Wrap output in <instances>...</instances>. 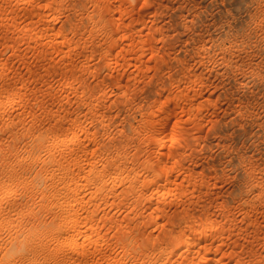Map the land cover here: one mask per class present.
I'll list each match as a JSON object with an SVG mask.
<instances>
[{
    "label": "rangeland",
    "instance_id": "374dc122",
    "mask_svg": "<svg viewBox=\"0 0 264 264\" xmlns=\"http://www.w3.org/2000/svg\"><path fill=\"white\" fill-rule=\"evenodd\" d=\"M0 264H264V0H0Z\"/></svg>",
    "mask_w": 264,
    "mask_h": 264
},
{
    "label": "bare ground",
    "instance_id": "6f19581e",
    "mask_svg": "<svg viewBox=\"0 0 264 264\" xmlns=\"http://www.w3.org/2000/svg\"><path fill=\"white\" fill-rule=\"evenodd\" d=\"M38 169V168H37ZM41 169V168H40ZM39 170V169H38ZM40 171V170H39ZM36 228H39V227H36ZM36 231H38V229H36V230H32L31 231V233L32 234H30L29 236H31L30 238H33L37 233H36ZM40 231V230H39ZM35 238H36V236H35ZM39 239V238H38ZM36 240V239H35ZM29 245H30V243H29ZM73 245V244H72ZM72 245H71V247H72ZM27 247H29V246H27ZM78 247H79V245H78ZM77 246H75V248H77V249H80V247L78 248ZM69 249H71V248H69ZM75 250L74 252H73V260H75V259H78L79 257V254L78 253H81L80 251L78 252V250ZM81 251H83L82 249H80ZM72 251V250H71ZM66 252V251H65ZM84 252V251H83ZM70 253H69V251L68 252H66V253H64L60 258L61 259H59L58 260V262H60V263H62L64 260H66L67 258H69V255ZM56 258V257H55Z\"/></svg>",
    "mask_w": 264,
    "mask_h": 264
}]
</instances>
